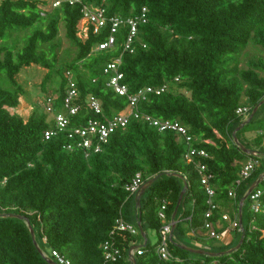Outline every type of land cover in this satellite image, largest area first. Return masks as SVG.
Segmentation results:
<instances>
[{
    "label": "trees",
    "instance_id": "trees-1",
    "mask_svg": "<svg viewBox=\"0 0 264 264\" xmlns=\"http://www.w3.org/2000/svg\"><path fill=\"white\" fill-rule=\"evenodd\" d=\"M84 2L103 6L108 15L124 18L146 8L148 21L140 27L139 38L147 47L124 51L127 29L121 27L114 50L93 52L97 43L107 39L108 29L100 35L91 30L88 39L80 40V4L64 2L49 9L41 0H3L0 4V41H11L0 45V77L4 74L0 82L4 80L10 86L0 84V213L29 218L40 248L47 255L46 246L54 261L56 251L71 264H105L102 244L113 240L123 254L113 264H131V248L144 242L138 227L141 221L148 242L134 252L135 264H264V212H252L248 200L243 207L246 235L238 251L214 258L182 248L185 224L195 239L213 240L205 227L210 205L198 164L206 165L213 174L211 184L218 208L209 220L218 232V220L222 218L219 209L232 205L231 220H238L241 199L264 172L263 104L251 122L237 132L247 149L261 155L260 167L235 186L242 164L252 156L235 143L233 133L264 100V58L250 60L247 67H241V57L251 44L264 50V0ZM62 24L77 54L59 65ZM32 28L25 40L12 35ZM20 43L23 45L19 48ZM118 57L122 59V83L128 86L129 94L148 86L169 85L167 92L142 101L139 110L157 119L180 121L194 139L192 146L205 150L208 158L196 157L193 163H187L189 146L185 141L173 132L161 133L134 118L125 129L113 133L100 152L91 150L87 156V150L79 146L80 138L70 136V129L85 125L91 118L104 121L129 111L128 97L109 88L104 74V68ZM32 65L47 70L43 89L52 78L59 80L57 113H66L67 72L73 74L79 92L80 110L70 117L69 130L49 139L45 133L57 128L44 104L27 117L18 113L24 87L17 76ZM89 95L100 99L101 115L89 108ZM241 107L248 108L245 116L237 113ZM251 132H256L255 136L246 137ZM138 173L143 184L162 173H178L187 180L188 190L176 216L179 222L167 242L171 254L168 259L158 251L163 227L159 213L166 206V219L172 221L184 182L164 174L145 191L141 208L137 209L136 194H129L124 187ZM233 187L236 195L230 198L228 193ZM259 189L264 190V182ZM120 219L135 226L137 233L112 234ZM235 230L238 237L232 245H218V250L210 252L235 247L242 236L239 228ZM151 232L158 235L156 242H150ZM0 264H50L36 249L24 220L0 218Z\"/></svg>",
    "mask_w": 264,
    "mask_h": 264
},
{
    "label": "built area",
    "instance_id": "built-area-1",
    "mask_svg": "<svg viewBox=\"0 0 264 264\" xmlns=\"http://www.w3.org/2000/svg\"><path fill=\"white\" fill-rule=\"evenodd\" d=\"M64 2H68L70 5L80 4L83 6V18L78 25V31L79 26L82 24V31L84 32L85 40L88 39L91 30L93 31V34L100 35L103 30L108 29L107 39L103 42L97 43L93 49V52L97 53L114 50L116 46V33L121 27H126L127 29V41L124 51L130 50L133 52L136 46H141L143 48L147 47L146 44L142 43L139 38L140 27L146 24L148 21L146 8H144L140 14L124 18L119 15H108V11L105 7L88 4L85 3L84 0H52L51 4L53 8H58ZM121 64V57L115 58L104 68V74L108 76L107 86L109 88L113 89L119 96L128 97L129 111L127 113L117 114L114 117L104 121L101 119L91 118L86 121L85 125L70 129V136H76L80 138L81 141L79 142V146L87 150V156H89V151L91 150H94L96 153L100 152L101 145L107 143L109 137L117 130L125 129L128 126L130 120L134 118L149 124L161 133L173 132L180 138V140L185 141V143L189 146L185 155V160L187 163H193L196 157L208 158V153L205 150H198L192 146L194 139L188 134L187 128L180 121L157 119L149 114L142 113L139 110L138 106L142 101H146L150 95H161L167 92L169 90V85L164 84L160 87L148 86L135 94H129L128 86L122 83L124 80V74L120 69ZM66 76L68 78V89L64 98L63 106L66 113L56 112L55 103L58 97L47 96L44 99V107L48 113L53 114L57 128L56 131H47L45 133L46 139L54 136L57 132L69 130L71 122L70 117L75 116L80 110V106L77 104L79 100V92L76 88L73 74L71 72H67ZM176 81H178V79H176ZM87 102L89 108L95 114L101 115L103 113V107L100 99L93 95H89ZM237 113L239 115L245 116L248 113V108L241 107L238 109ZM68 149H71V146H68ZM260 157H250L244 164H242L239 178L237 179L235 186H239L245 179H248L260 167ZM198 167L201 174V182L209 197L208 204L210 205V210L206 215L208 221L206 222L205 227L208 230V236L210 239L220 240L221 234L216 229H214L212 221L209 220L213 215V211L218 208V206L214 204V197L216 193L211 184L213 174L208 172L206 165L198 164ZM142 184V175L138 173L133 178V180L124 187V189L129 194H137ZM260 186L255 188L247 198L250 209L254 213L264 212V190L259 189ZM228 195L230 198L235 197V187L229 190ZM165 209L166 206H163L159 213V217L163 221V227L162 242L158 251L162 258L168 259L171 257V254L168 250L167 242L169 239H172L171 233L173 220L167 221ZM222 219L224 221H231L230 217L226 214L222 216ZM231 226L241 230L239 218L238 220L232 221ZM116 231L131 232L132 234L137 233L135 226L127 224L122 219L117 221L115 231L112 232V234H114ZM102 249L106 261L105 264L117 263L123 258L121 249L113 240L103 243ZM138 253L141 254L142 252L139 251ZM53 256L55 257V261L58 264H71L69 260L59 255L56 251L53 252Z\"/></svg>",
    "mask_w": 264,
    "mask_h": 264
},
{
    "label": "rangeland",
    "instance_id": "rangeland-1",
    "mask_svg": "<svg viewBox=\"0 0 264 264\" xmlns=\"http://www.w3.org/2000/svg\"><path fill=\"white\" fill-rule=\"evenodd\" d=\"M48 1L49 3H47L48 4L47 7L43 6L46 9H49L52 6L51 4L52 0H48ZM32 31L33 28L26 31L14 32L12 35L14 36L15 39L20 38L22 41V39L25 40L26 37L32 33ZM78 38L82 41H85V35L84 32L82 31V24L79 26ZM59 39H60V47L57 50L58 64L62 65L63 63L69 62L76 57L77 49L67 39L66 30L63 24L61 25L60 28ZM9 43H11V41L9 40L0 41V45H5ZM22 45L23 43L22 44L20 43L19 48L22 47ZM260 58H264V50L259 46L251 44L241 57V67H247L248 61L253 59H260ZM46 74H47L46 69L38 65H32L30 67H26L22 69L21 73L17 76L18 82L22 84V86L24 87V94L20 99L19 109H18V113L21 116L27 117L30 115L31 111L37 108V106H43L44 104L43 100L47 96L57 97L59 93L58 92L59 80L56 79L55 77L49 81V83L44 87V89L42 88V83L44 82ZM3 77L4 74L0 77V81ZM0 84L4 85L5 84L4 80L0 82ZM8 87L10 86L8 84H5V88ZM41 108L43 109V107ZM260 116L264 117V109L261 110ZM150 235H151L150 242H155L158 239V235L155 232H151ZM217 243H218L217 240H212L209 242L201 241L197 243L195 247L192 248L205 249L208 251L218 250L219 248ZM186 244L189 246H193L191 240H187ZM45 252L48 253L47 255L44 253L45 256L51 258L50 250L46 248V246H45ZM221 252H225V250L223 249L221 250Z\"/></svg>",
    "mask_w": 264,
    "mask_h": 264
},
{
    "label": "water",
    "instance_id": "water-1",
    "mask_svg": "<svg viewBox=\"0 0 264 264\" xmlns=\"http://www.w3.org/2000/svg\"><path fill=\"white\" fill-rule=\"evenodd\" d=\"M264 104V100H262L252 111L251 115L235 130V132L233 133V139L235 141V143L241 148V150H243L246 154L252 156V157H260L261 155L257 152V151H254V150H251V149H247L238 139L237 137V132L240 131L241 129H243L247 124H249L251 122V120L254 118L255 114L257 113V111L259 110V108ZM164 174H167L168 176H173V177H178L180 178L181 180H183L184 182V189L182 190L181 194H180V197H179V200H178V203H177V206H176V209L173 213V216H172V220H173V227H172V233L171 235L174 234L175 232V229L177 227V224H178V220L176 219V216H177V213H178V209L180 207V205L183 203V200H184V195L186 194L187 190H188V183H187V180L181 175V174H178V173H162V174H158L152 178H150L147 182H145L140 190L138 191V193L136 194L135 196V201H136V207L137 209H140L141 208V198L143 196V194L145 193V191L150 188L160 177H162ZM264 182V172L258 177V179L252 184V186L248 189V191L246 192V194L244 195V197L241 199L240 201V204H239V223H240V228H241V231H242V236L240 238V241L239 243L229 249V250H226L225 252H210V251H207V250H204V249H198V248H192V247H189L185 244L182 245V248L188 252H191V253H194V254H199V255H204V256H209V257H220V256H225V255H229V254H232L236 251H238L241 246L243 245L244 243V238H245V230L243 228V207H244V203L245 201L247 200L249 194L257 187H259L262 183ZM0 218H17V219H20V220H24L29 228V231L31 233V236H32V239H33V243L36 247V249L39 251V253L41 255H43L46 260L50 263V264H58L57 262H55L53 259L45 256V254L43 253L42 249L40 248L37 240H36V233H35V230L29 220V218L25 217V216H22V215H19V214H14V213H0ZM138 227H139V230L142 234V237L144 238V242L143 244L141 245H137V246H134L131 248L130 252H129V256L131 258V264H135L136 262V259H135V255H134V252L141 249V248H144L146 247L147 245V242H148V239H147V236L143 230V227H142V224H141V221H138Z\"/></svg>",
    "mask_w": 264,
    "mask_h": 264
},
{
    "label": "crops",
    "instance_id": "crops-1",
    "mask_svg": "<svg viewBox=\"0 0 264 264\" xmlns=\"http://www.w3.org/2000/svg\"><path fill=\"white\" fill-rule=\"evenodd\" d=\"M2 1L3 0H0V2H2ZM41 1L49 3L48 0H46V1L45 0H41ZM255 134H256V132H251V133H248L246 135V137L253 138L255 136ZM232 211H233V206L232 205L230 207H221L219 209L220 216H223V215L226 214V215H228L230 217V214L232 213ZM230 220H231V217H230ZM231 222H232V220L223 222L222 218L221 217L219 218L218 224H217L218 228L221 230V231H219V233L221 234V239L217 240V242H218L217 244L219 246H223V247L230 246V245H232L235 242L236 238L238 237V232L235 230V228H233L231 226ZM224 225H226L225 228H223ZM221 228H223V229H221ZM185 230H186V235H185V237L182 240L185 243V245H187L186 244L187 240H191L193 246L187 245L189 247H195L196 244L201 242V241H205V242L211 241L208 238H202L200 240L195 239L194 233L189 229L188 225H186V224H185Z\"/></svg>",
    "mask_w": 264,
    "mask_h": 264
}]
</instances>
